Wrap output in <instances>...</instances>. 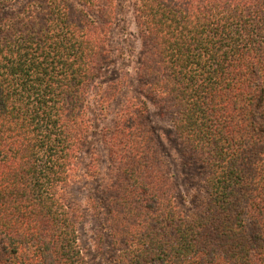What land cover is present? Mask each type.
<instances>
[{"label":"trees","instance_id":"1","mask_svg":"<svg viewBox=\"0 0 264 264\" xmlns=\"http://www.w3.org/2000/svg\"><path fill=\"white\" fill-rule=\"evenodd\" d=\"M117 9L0 0V264H89L66 189L94 89L120 102L104 134L114 177L92 206L123 264H264V0H137L148 49L127 71L134 92L132 77L107 74L123 53ZM153 101L181 164L148 117ZM194 171L205 194L188 208Z\"/></svg>","mask_w":264,"mask_h":264},{"label":"rangeland","instance_id":"2","mask_svg":"<svg viewBox=\"0 0 264 264\" xmlns=\"http://www.w3.org/2000/svg\"><path fill=\"white\" fill-rule=\"evenodd\" d=\"M75 1H72L74 4ZM117 9V22L111 30L110 38L112 45L122 51L114 58L107 74L122 77L130 76L129 81L132 91L138 89L139 83L132 73V68L138 67L142 61L144 50L148 49L146 39L137 23L135 5L137 0H115ZM98 91L90 95L88 116L92 127L89 143L81 152L76 167L71 172L69 185L66 189L68 200L78 209V243L89 264H123L118 258V250L112 245V236L103 207V190L105 182L114 177L109 158V149L104 141L106 129L113 127L115 111L120 102H112L110 106L100 100ZM148 117L152 125L158 130L167 154L177 160L178 164L183 161L177 151L174 128L171 115L168 110L159 107L154 101L149 103ZM181 175V172H179ZM192 173L189 183L182 184L181 192L187 200L188 208H192L195 197L203 196L205 191L200 180L203 175L197 176ZM95 200L100 207L95 209L92 203Z\"/></svg>","mask_w":264,"mask_h":264}]
</instances>
